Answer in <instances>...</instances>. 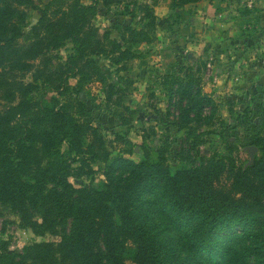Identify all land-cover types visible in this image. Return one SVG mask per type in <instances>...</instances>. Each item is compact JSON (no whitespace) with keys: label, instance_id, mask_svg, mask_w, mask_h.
Wrapping results in <instances>:
<instances>
[{"label":"trees","instance_id":"16d2710c","mask_svg":"<svg viewBox=\"0 0 264 264\" xmlns=\"http://www.w3.org/2000/svg\"><path fill=\"white\" fill-rule=\"evenodd\" d=\"M84 1L52 0L26 34L29 11L40 0H0V206L16 213L22 229L61 239L19 253L0 241V264H264V112L253 123V145L262 157L246 169L214 155L173 172L166 156L176 142L169 140L154 152L144 148L136 162L127 158L130 144L117 137L127 149L113 156L80 96L88 85L112 77L95 57L112 66L139 57L93 26L98 3L110 8L129 0ZM130 1L144 8L149 24L144 31L125 27V43H151L154 10ZM202 1L172 0V9ZM68 41L72 54L49 70V55ZM174 79L169 93L182 104L181 130L213 101ZM112 116L128 125L121 114ZM235 122L250 131L247 113ZM97 162L105 165L103 187L76 188L71 179L92 177Z\"/></svg>","mask_w":264,"mask_h":264},{"label":"rangeland","instance_id":"374dc122","mask_svg":"<svg viewBox=\"0 0 264 264\" xmlns=\"http://www.w3.org/2000/svg\"><path fill=\"white\" fill-rule=\"evenodd\" d=\"M51 1L40 0L38 9L29 11L26 34L38 24ZM69 1L73 0H65ZM138 2L155 12L156 28L148 31L151 43H125L129 38L124 37L125 27L144 31L148 26L144 8H136L130 0L110 8L98 3L93 26L99 36L109 34L123 50L130 48L139 57L120 66H112L104 56L95 57L100 67L110 69L112 77L107 84L88 85L80 96L112 155L127 149L124 143L115 141L117 137L130 144L132 153L127 158L136 162L141 161L144 148L154 152L169 140L176 142L166 156L173 172L197 165L201 156L214 155L229 156L238 167H250L262 157L253 145V123L264 112V0H205L201 6L188 5L181 10L172 9V0ZM84 3L92 4V0ZM246 12H251L250 17L244 15ZM72 52L70 41L52 52L49 70L64 65ZM175 77L193 84L194 92L199 91L201 97L213 101V106L181 130L177 124L182 119V104L178 95L169 93ZM25 82L30 83L31 76ZM69 83L74 86L76 79L70 77ZM117 102L131 112H124L116 106ZM114 111L125 117L128 125L112 116ZM245 113L252 122L248 133L243 126L236 127L235 122ZM67 149L65 145L64 150ZM91 167L95 171L92 177L71 179L76 188L103 187L105 165L97 162ZM0 214V241L6 242L11 252H22L34 243L58 244L61 240L50 234L39 237L22 229L20 219L10 208L0 206Z\"/></svg>","mask_w":264,"mask_h":264},{"label":"crops","instance_id":"0c3cea01","mask_svg":"<svg viewBox=\"0 0 264 264\" xmlns=\"http://www.w3.org/2000/svg\"><path fill=\"white\" fill-rule=\"evenodd\" d=\"M201 5H203V2H200V3H198V4H196V5H192V6H201ZM211 7V6H210ZM192 33H194V32H192Z\"/></svg>","mask_w":264,"mask_h":264}]
</instances>
